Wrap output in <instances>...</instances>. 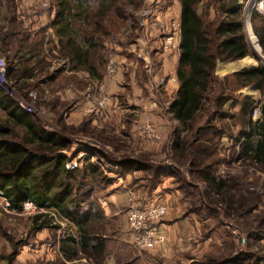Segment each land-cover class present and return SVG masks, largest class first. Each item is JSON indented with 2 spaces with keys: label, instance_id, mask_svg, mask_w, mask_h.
Here are the masks:
<instances>
[{
  "label": "rangeland",
  "instance_id": "rangeland-1",
  "mask_svg": "<svg viewBox=\"0 0 264 264\" xmlns=\"http://www.w3.org/2000/svg\"><path fill=\"white\" fill-rule=\"evenodd\" d=\"M175 1L178 0H139L138 9L126 10L127 28L113 34L107 42L109 59L117 67L114 75L109 76L106 69L101 79H81L80 93L64 91L58 96L57 81L41 86V79L51 75H37L34 82H28L26 77L18 81L7 77L8 96L15 104L26 101L41 128L67 141L68 158L85 154L77 170L88 163L97 165L104 177L94 186L93 197L103 213L110 194L127 187L126 207L116 210L114 214H118L119 220L108 231L103 227L105 234L115 237L118 231L126 230L130 207L142 206L155 197H162L161 203L171 204V212L163 223L170 225L164 244L167 251L159 253L158 248L139 254L130 245L139 259L134 264H198L221 252L224 258L231 253L239 255L241 264H264V168L245 160L242 155L245 142L240 143L251 127L249 111L243 114L242 109L249 98L240 100L237 92L234 94L232 106L223 110L226 117L222 120L216 117L210 122L209 126L219 132L197 134L196 129L205 126L206 118H201L193 130H184L171 113L175 83L169 79L170 66L160 61L162 57L158 54L165 38L162 27H170L176 21ZM209 1L202 0L200 13ZM43 9L46 8L40 6L37 12ZM248 9L243 5V21L249 19ZM210 11L215 13L214 9ZM37 33L31 37L33 41L38 39ZM128 53H134L136 58L139 55L137 63L130 60L134 63V77L123 69L122 59ZM176 56L172 54L178 63ZM0 57L10 68L14 61L9 59L8 52H0ZM263 61L258 65L264 68ZM70 82L61 79L58 88ZM30 94L34 100L29 98ZM103 100L106 103L101 106ZM260 100L256 101L262 108ZM71 111L75 112L73 116L78 111L85 114L80 123L69 122ZM148 126L154 129L158 140L149 134ZM182 151H186L184 155ZM128 161L137 164L121 172L119 164ZM206 173L229 182L230 187L218 191V197L202 181ZM229 196L235 199L231 208L225 202ZM154 201L160 202V198ZM243 202L246 207H239ZM255 203L259 208L249 215ZM35 215L37 210H9L0 197V264H68L57 253L58 239L66 237L72 226L51 216L46 228L36 232L32 230Z\"/></svg>",
  "mask_w": 264,
  "mask_h": 264
},
{
  "label": "trees",
  "instance_id": "trees-1",
  "mask_svg": "<svg viewBox=\"0 0 264 264\" xmlns=\"http://www.w3.org/2000/svg\"><path fill=\"white\" fill-rule=\"evenodd\" d=\"M178 1L181 5L179 89L171 113L184 130H193L201 118H206L205 126L196 129L197 134L219 132L209 126L210 122L216 117L220 120L226 117L223 110L233 103L236 92L251 85L264 89V68L221 80L217 78L218 62L238 61L250 54L243 29V6L236 0H210L200 13L202 0ZM48 3L55 15L47 27L53 31L60 56L74 64L75 70L101 79L106 75L111 56L107 50L108 39L127 28L126 10L138 9L139 0H48ZM8 5L6 25L0 27V52H8L9 59L14 61L7 68V77L18 81L32 77L35 71L38 75H50L49 65L40 60L46 40L44 29L48 28L36 31L39 37L31 42L32 33L15 23L14 0H8ZM211 9L216 14L214 19L210 18ZM33 59L35 67H30L28 63ZM15 60L25 66L20 76L14 69ZM253 103L245 99L243 114ZM258 129L264 135V127ZM248 137L243 139L246 145ZM68 145L57 135L45 132L32 115L21 110L0 90V197L11 211L20 212L26 203L36 207L33 231L46 228L51 216L71 225L68 226L70 233L58 239L59 254L65 261L86 259L101 264L106 252L104 213L94 200L93 188L104 175L93 163H88L82 170H66L68 157L63 152L69 150ZM245 147L242 149L245 160L264 168V142L258 143L255 149ZM185 152L182 151V155ZM127 163L119 164L121 172H127L129 166L137 164L134 161ZM202 181L212 192L215 190L218 197V191L230 187L229 182L210 173H206ZM225 202L231 208L235 199L229 196ZM219 205L223 206V203ZM239 207H246V203ZM257 208L255 203L249 215ZM231 254L225 258L222 252L209 255L204 258L206 262L198 264H241L242 257Z\"/></svg>",
  "mask_w": 264,
  "mask_h": 264
},
{
  "label": "crops",
  "instance_id": "crops-1",
  "mask_svg": "<svg viewBox=\"0 0 264 264\" xmlns=\"http://www.w3.org/2000/svg\"><path fill=\"white\" fill-rule=\"evenodd\" d=\"M240 5H245L244 2L246 0H236ZM259 2L264 0H258ZM16 8L14 13L15 23L18 24V26L25 31H29L32 33L30 36V41L32 42V38L34 33L38 31L39 29L46 28L49 25V22L51 19H53L55 12L54 10H51L50 5L48 3V0H42L41 2H38L37 0H14ZM46 8L43 9L40 13L37 12V9L39 7ZM175 6L177 8L176 12V21L178 24H180L181 19V5L179 1H175ZM248 20L243 21V29L246 36L248 48L250 50V54L243 58L242 60L238 61H230V62H218L215 70V75L218 78H225L230 75L244 73L248 71L255 70L259 68L260 66L259 61L262 62L264 60V8L262 9L257 4H252L250 7H248ZM201 9V6H200ZM199 9V11H200ZM213 12V11H212ZM9 15V5L8 0H0V25H5L7 16ZM210 16L212 19L215 18V13L212 14L210 11ZM48 28V27H47ZM46 31V40L42 45V52L40 60L44 63H46V66L48 67V73L51 75L47 79L43 80L41 79V86L46 87L49 84H53L57 81V87L55 91V95H61L64 94L66 91L67 93H80V80L81 79H88V80H95L96 78L92 77L91 75H88L86 72H81L80 70H75L74 64H71L69 60L65 57L60 56V53L58 51V43L57 40L53 36V31L48 28L44 29ZM254 36V37H253ZM15 47V42L12 43ZM56 47V49H55ZM13 48V46H12ZM50 52V53H49ZM159 53V52H158ZM134 53H128L126 55V58H129L127 60L123 57V69L127 70L128 74L132 75L134 77V67H133V61H130L134 59L136 63L138 62L137 59H139L138 53L137 58L134 57ZM155 54V53H154ZM133 55V56H131ZM159 57H162L161 60H164L167 62V65H169L170 75L169 78L170 81L175 83V93H177L179 89V82L177 78V70L179 68L180 64V52L176 56L178 59V63H176L175 58L169 56L170 54H158ZM127 61V62H126ZM175 62L176 66L173 65L171 62ZM264 62V61H263ZM15 72L17 75L21 74L22 64L19 63L18 60H15ZM28 64H31L30 67H35V61L34 59L30 61ZM165 65V63L163 62ZM159 66L160 63H159ZM171 66H174L173 69H171ZM130 71V73H129ZM134 72V73H133ZM35 75H32V77H26V80L28 82H34L33 79L38 75L36 74V71L34 72ZM44 78V76L42 77ZM61 79H70L71 82L67 84V86L62 85L61 88H58V81ZM238 97L241 99L243 98H249V100H254L253 102H256V100L261 99L262 100V108H261V118L257 121L252 120V106L250 109H248V119L251 121V127L250 131L248 133V141L247 145L244 143L245 140H241L240 143H244L247 147V150L253 147L255 149L257 147V144L260 142H264V135L261 130L258 129L259 126L264 127V90L261 88H258L255 85H251L243 90H240L236 93ZM61 100V99H60ZM260 100V101H261ZM62 102V101H61ZM232 106V103L226 105V108H230ZM77 108V107H76ZM75 109V108H74ZM79 111L82 112L83 109L79 108ZM78 111V115H74L75 112L71 111L70 118L68 119L69 122L72 124L80 123L82 121V118L85 116L84 113H80ZM70 124V123H69ZM243 146V148L245 147ZM245 147V148H246ZM246 150V149H245ZM243 154V153H242ZM63 155L67 156V151L63 152ZM256 165V164H255ZM257 166V165H256ZM128 183H125V186H127ZM127 188V187H126ZM126 188L119 191H114V193L110 194L109 199L104 203V224L105 228L108 229L112 227V224L114 221L119 220L118 214L116 213V210H121L123 207H126V202L128 201V193L126 191ZM124 193V194H122ZM158 196V195H157ZM162 197H155V199ZM167 199V198H166ZM162 200H164L162 198ZM124 209V208H123ZM112 213V214H111ZM119 213V212H118ZM170 229V225L167 223L160 226V230L162 232L167 233V230ZM166 231V232H165ZM116 236L113 237L108 234H103V242L105 244L106 252H105V258L101 264H134L139 262V259L133 254L132 248L130 245L133 246L132 241V234L129 232V228L127 225V228L125 231H118L115 233ZM156 251V250H155ZM166 247L162 246L159 247L157 252H166ZM59 253V249L58 252ZM134 255V256H133ZM61 256V255H60ZM165 257L168 258L166 255ZM74 262V261H73ZM71 262V263H73ZM65 263L71 264L67 261ZM78 264H96V262L92 260H86L81 259L77 261Z\"/></svg>",
  "mask_w": 264,
  "mask_h": 264
},
{
  "label": "built area",
  "instance_id": "built-area-1",
  "mask_svg": "<svg viewBox=\"0 0 264 264\" xmlns=\"http://www.w3.org/2000/svg\"><path fill=\"white\" fill-rule=\"evenodd\" d=\"M41 2L42 0H37ZM252 4H257L262 9L264 8L263 1L249 0L245 7L248 8ZM164 30L165 38L163 41L161 53L164 54H179L180 42H181V30L180 24L177 21L171 22L170 27H162ZM117 67L114 60L109 61L107 67V74L112 76L116 73ZM10 83L7 81V64L3 57H0V90L8 96V90L10 89ZM9 97V96H8ZM29 98L34 100L33 94L29 95ZM26 101H16V105L24 112L32 115L33 108L29 107ZM106 100H103L101 106H104ZM261 118V105L258 101L252 106V120L257 121ZM46 132H50L42 128ZM149 134L155 139H159L154 133V129L151 126L147 128ZM85 154L78 153L74 158L69 157L66 162L65 168L68 171H74L82 166L83 158ZM171 204L169 202H155L149 200L142 206L130 207L127 211V221L130 233L133 237V247L139 253L148 251H155L159 247L164 246L166 242V235L160 231V226L163 225L164 220L169 216L171 212ZM23 210L35 211L36 207L32 203H26Z\"/></svg>",
  "mask_w": 264,
  "mask_h": 264
},
{
  "label": "bare ground",
  "instance_id": "bare-ground-1",
  "mask_svg": "<svg viewBox=\"0 0 264 264\" xmlns=\"http://www.w3.org/2000/svg\"><path fill=\"white\" fill-rule=\"evenodd\" d=\"M254 37V36H253Z\"/></svg>",
  "mask_w": 264,
  "mask_h": 264
}]
</instances>
